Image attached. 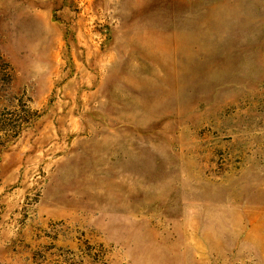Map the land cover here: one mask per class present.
<instances>
[{
    "label": "rangeland",
    "instance_id": "1",
    "mask_svg": "<svg viewBox=\"0 0 264 264\" xmlns=\"http://www.w3.org/2000/svg\"><path fill=\"white\" fill-rule=\"evenodd\" d=\"M0 264H264V0H0Z\"/></svg>",
    "mask_w": 264,
    "mask_h": 264
}]
</instances>
